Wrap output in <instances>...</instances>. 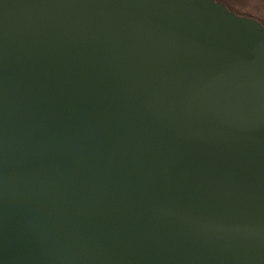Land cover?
Segmentation results:
<instances>
[{"label":"water","instance_id":"obj_1","mask_svg":"<svg viewBox=\"0 0 264 264\" xmlns=\"http://www.w3.org/2000/svg\"><path fill=\"white\" fill-rule=\"evenodd\" d=\"M263 26L0 0V264H264Z\"/></svg>","mask_w":264,"mask_h":264},{"label":"rangeland","instance_id":"obj_2","mask_svg":"<svg viewBox=\"0 0 264 264\" xmlns=\"http://www.w3.org/2000/svg\"><path fill=\"white\" fill-rule=\"evenodd\" d=\"M238 16L253 19L264 25V0H214ZM264 27V26H263Z\"/></svg>","mask_w":264,"mask_h":264}]
</instances>
